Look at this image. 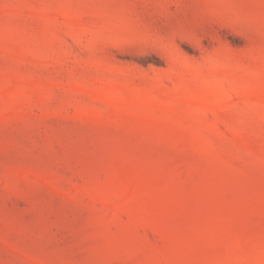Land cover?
I'll return each instance as SVG.
<instances>
[{
    "label": "rangeland",
    "instance_id": "obj_1",
    "mask_svg": "<svg viewBox=\"0 0 264 264\" xmlns=\"http://www.w3.org/2000/svg\"><path fill=\"white\" fill-rule=\"evenodd\" d=\"M0 264H264V0H0Z\"/></svg>",
    "mask_w": 264,
    "mask_h": 264
}]
</instances>
